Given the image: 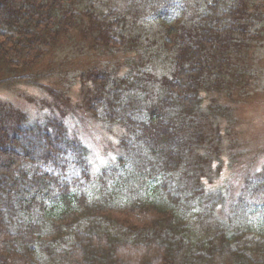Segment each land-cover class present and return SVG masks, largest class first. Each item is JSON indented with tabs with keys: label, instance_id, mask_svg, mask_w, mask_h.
Masks as SVG:
<instances>
[{
	"label": "trees",
	"instance_id": "16d2710c",
	"mask_svg": "<svg viewBox=\"0 0 264 264\" xmlns=\"http://www.w3.org/2000/svg\"><path fill=\"white\" fill-rule=\"evenodd\" d=\"M71 36L133 57L71 73L68 47L38 68ZM263 43L264 0H0V92L58 96L33 125L0 101V264H264V165L219 180ZM82 109L121 141L97 170Z\"/></svg>",
	"mask_w": 264,
	"mask_h": 264
},
{
	"label": "rangeland",
	"instance_id": "374dc122",
	"mask_svg": "<svg viewBox=\"0 0 264 264\" xmlns=\"http://www.w3.org/2000/svg\"><path fill=\"white\" fill-rule=\"evenodd\" d=\"M105 4L108 8L109 6H113V4L111 5V3H105ZM101 5L102 7L100 8ZM97 8L100 9V11L108 10L105 6H103L101 2L98 3ZM172 15H174V12L172 13ZM102 19L104 18L102 17ZM109 20L112 21V18L109 17ZM122 24L124 26L123 22ZM123 26L116 25L115 33H119L123 29ZM138 26H140V24H138ZM133 33H135L136 36H139V28L133 30ZM95 37L96 36L90 35L89 38L92 40V38ZM115 39L118 42L121 40L120 36L116 37ZM80 40L82 41L83 39L79 38L78 40H76V38L74 39L73 36L67 37L65 40H63L65 47L62 44L57 49V51L60 50V53L57 52V56L46 55L44 61L42 60L40 62V64L41 63L42 64L38 66V68L42 69V71L43 70L48 71L49 69L48 65H50L51 60L55 59L56 61L57 59H61L63 61L64 59H66V57L68 56V51L66 48L68 47H70L71 50L69 52V56L71 54H73L72 58L75 56L73 58L75 63L72 64L70 63L71 64V65L69 64L70 66L68 65V69H70L71 73L74 72L76 73V71L79 69L86 70L87 68L91 67L94 64L91 61L97 58L95 54H101L100 55L101 59L111 58L108 61L109 62L110 60L113 61L112 64L110 63L112 66H120L123 63H125L127 59L133 57L132 54H127L128 52L127 53L119 52L117 54H114L115 56H111L110 52L101 49L102 47L105 46V44L100 45L99 46L100 48L93 51V53L91 51L87 52L86 50L87 48H85L84 50H82L84 54L81 55L82 51L77 50ZM150 41H153L151 43L156 45L155 40H153V38L148 39L146 42H150ZM89 45L90 44L87 43V46ZM255 45L256 44H254V46ZM82 46L84 48V45ZM259 46L256 49V51L259 52L257 53L260 54L261 57L262 55H264V48L262 49V47ZM91 57L93 58L90 59ZM252 57L254 59V57H256V54L252 55ZM260 57L259 59H261ZM254 61H255L253 62L254 82L251 83V87H250V90L254 92L248 95V97L238 101L233 111L235 121L237 123L239 121V123L236 125L235 128V133L238 136H240V140L237 147L239 150H242V152H237V154L239 153V158L237 159V162L231 159L227 160L229 164L227 165V163H225V167H223L220 172L221 176L219 177V180L223 178V180L225 181L232 182L236 178L238 179L239 176L237 174L239 173V170L242 169L240 164L243 162V158H246L244 159L245 162L251 161L252 164L250 165L252 166L249 167L248 165V171L249 169H251L250 174L252 175L254 174V172H256L257 169H259V167L261 169V165H264V56L259 63L260 66L257 64L258 61H256V58ZM256 83H258V85ZM3 89L4 90L0 92V101L2 105L8 104V106H13L15 110H19L22 113L26 114L28 117L27 119L28 125H33L39 122L40 120H43V119H39L41 117L42 118H44L45 116L53 117V115L46 113V111L43 112L42 110L43 103L46 101L47 97L50 100H53L54 96L56 99H58V96L53 92V90L52 93L54 94V96L52 97L49 96L50 94L45 91V89H48V87L42 89L43 91H41V94L40 92H38V89L36 88H14L13 86L8 85L5 86V88L3 87ZM75 93L82 100H85L87 98L88 90L86 87L81 85L79 88L76 89ZM75 103L76 102L74 100L73 105H76ZM123 104L124 103L122 102L121 106H123ZM97 110L99 111L98 114L101 115V117L108 115L107 110L105 108L100 109L99 107V109ZM88 119H89L88 112L82 109L80 112V119H79V121L80 120L81 121L78 124L76 123L77 125L76 127H74V129L76 135L78 134V132L80 134H85L86 137L83 135L84 142L87 144L90 153L98 159L96 161V168L98 169L101 168L104 165V161H106V159L100 153H107L116 150V147L118 148V143L120 142V139L119 137L115 136L116 133L113 134L114 132L112 131L111 128H105L107 125H100L99 122ZM137 121L140 120L137 118ZM206 133L207 132H205V134ZM126 139L128 138L126 137ZM119 144H121V142ZM230 145L231 144L226 143V146L223 147H228L229 149L231 148L229 147ZM27 148L28 146H23L24 150H27ZM115 154L116 153H114L113 156ZM234 156L235 155H233V158ZM255 157L258 159V161L255 160ZM102 159L104 161H101ZM214 170H215L214 174H217V169ZM248 171L246 172L249 173ZM0 197H1V202L3 200L4 203V199H5L4 195H1ZM2 212H5V209H3Z\"/></svg>",
	"mask_w": 264,
	"mask_h": 264
}]
</instances>
